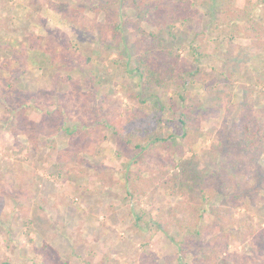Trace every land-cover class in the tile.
<instances>
[{
  "label": "rangeland",
  "instance_id": "374dc122",
  "mask_svg": "<svg viewBox=\"0 0 264 264\" xmlns=\"http://www.w3.org/2000/svg\"><path fill=\"white\" fill-rule=\"evenodd\" d=\"M117 1L0 0V264H264V248H259L264 247V156L260 179L239 181L233 190L247 192L233 212L238 226L220 247L197 241L188 255L179 245V205L187 202L150 181V172L180 175L189 168L205 177L221 171L226 157L215 140L225 118L237 125L251 114L252 130L264 131V32L262 47L251 51L254 35L244 32V23L232 29L222 1L156 0L163 23L147 27L144 38L152 43L154 33L179 55L183 68L201 70L209 79L191 80L185 89L173 82L163 89L142 88L135 67L143 49L135 39L124 34L115 40L109 29L93 32L106 21L103 5ZM68 12L75 26L61 15ZM256 13L264 27V5ZM134 16L127 9L121 15L123 21ZM31 44L41 51H32L28 61L23 54ZM70 76L80 83L76 92L66 81ZM224 92L232 94L229 112L221 110ZM179 94H187L185 103ZM29 98L34 108L25 116L46 127L53 120L41 118L42 112L58 111L63 100L69 120L59 112L54 120L82 130L76 141L84 143V174L59 172V153L73 152L64 134L53 136L56 148L42 140L34 150L19 133L17 112ZM181 113L194 116L204 130L184 147ZM148 125L150 133L143 131ZM156 135L164 141L147 148L142 162L131 167L148 186L136 178L140 191L131 197L135 184L127 187L118 154L130 150L128 141ZM222 200L217 194L212 207ZM208 208L202 217L190 213V222L202 228L214 223ZM145 215L162 219L161 227L148 217L139 222ZM218 221L228 228L226 215Z\"/></svg>",
  "mask_w": 264,
  "mask_h": 264
},
{
  "label": "trees",
  "instance_id": "16d2710c",
  "mask_svg": "<svg viewBox=\"0 0 264 264\" xmlns=\"http://www.w3.org/2000/svg\"><path fill=\"white\" fill-rule=\"evenodd\" d=\"M220 1H222L221 3L225 6L222 14L224 16L226 15L228 24L231 26L233 25L232 29L234 30V27H236L235 24L244 23V32L247 35H254V39L251 42L256 46H249V50L252 51L258 49L259 44L262 47L259 39L264 32V27L257 19L256 12L264 5V0ZM117 2L118 6L112 5L107 7L106 4L103 5L106 21L100 23L93 32L109 29L115 40H118L120 36H123L124 34H128L131 39H135V46L143 49L141 51L142 54L138 55L137 65L135 67L142 88L153 89L156 87L158 89H163L167 83L173 82L185 89L191 80H195L194 83H196V81L203 82L204 79H209L201 70L192 71L185 69V67L183 68L180 63L179 55L173 50L167 49L164 42L157 39L154 33L151 34V37L153 38L152 43L144 38L147 27H159L163 23V14L161 12L162 7L156 3V0H120ZM113 6H117V11L114 10ZM230 6L232 7L230 8ZM124 9L134 11L135 16L123 21L121 15ZM61 15L66 20H71L74 26L77 24L74 16L69 12L61 13ZM105 33L106 32L103 34ZM124 39L127 45L125 49L128 50V41L126 38ZM10 48H14L15 50L17 47L10 46ZM32 51L40 52L41 50L39 47L33 46L32 44L28 46V49L23 54L27 57L28 61L29 59H33L32 56L34 54H31ZM195 51L196 53H199L197 55H199L200 58L204 57L205 54L198 52L199 50L197 49H195ZM44 53L47 52L44 51ZM42 60L43 59L41 58L40 62L44 63ZM66 81L73 83L74 92L79 90L78 86L80 83L75 81L72 76L68 77ZM9 88L13 91V84H9ZM179 95V98L185 103L187 101V94ZM222 96L224 99L221 100V110L229 112L232 104V94L230 92H224L222 93ZM29 99L31 102L28 101L27 103L22 104L17 112V121L22 127V130H20L19 133L27 136L34 150L40 149L39 144H41L40 142L42 140L44 142L51 140V143L54 145L53 148H56L57 141H55L53 136L64 134L69 140L68 148H71L73 152L71 153L67 150L59 153L57 168L60 173L64 174H71L76 171H79L80 174H84L82 169L85 162V159L83 158L85 154L84 143L76 141V138L82 133V130L75 127H68L66 126V122L59 124L57 120H54L56 112H59L58 114L64 117L63 120H69V113L66 112L63 100L62 104L57 106L56 110L58 111L54 113L44 111L42 112V116L40 115L43 119H50V122L53 120V124L46 127L44 123H37L34 120H31L32 117L29 118L25 116L26 109L34 108L32 102L34 99ZM178 119L182 130L180 140L183 147L186 144L190 145L194 137L199 138L204 135V130L201 124L191 114L181 113ZM245 119L248 120L244 123L231 125L228 124L225 118L222 122L221 129H219L216 134V146L226 157L225 165L221 168V171H214L205 177L198 176L195 171H192L189 168L183 170L180 175H170L166 172L155 175L150 172V174H152L150 181L155 183L158 188H162L165 191L172 190L175 195L179 194L183 200L187 202V204L181 203L179 205V208L183 211L182 222L180 224L182 240L179 245H181V247L184 245V247H182L184 255H188L191 252L190 249L194 247L193 242L198 244L197 241L205 243L204 245L212 242L215 248L220 247V241L223 238H228V235L234 229L233 226H238L239 224V221L234 218L233 212L235 208H238L241 205L242 199L245 198L247 192L245 191L243 194L239 193V195H235L233 190L238 189V186L241 185L240 182H245L247 184L252 182L255 177L258 178L260 175V171L258 170V168H260V159L264 156V131L260 133L252 130L251 114L245 115ZM84 128L89 127L87 126ZM151 128L152 126L148 125L143 131L150 133ZM39 136L42 138H39ZM170 137L172 139L175 137L177 138L176 135ZM169 140L170 138L165 140L167 149L171 148L170 145H168ZM161 141H164V139H161L157 135L149 136L147 139L143 137L138 140V142L130 140L127 143L129 146L128 148L133 150V152L135 151V153L130 154V150L127 149L128 151L126 154H118V159L122 160L121 169L118 171H123L122 173H124L126 177L127 187H129L131 183L135 184L134 188L130 191L131 197H135L140 191L135 183L136 178L142 180V174H136L131 167L133 164H139L142 162L147 148L157 145ZM177 142L178 141L173 145H178ZM257 183H259V180H257ZM140 184L141 186H143V184H145L146 187L148 186L143 180ZM217 194H222L223 200L219 206L212 207V202ZM254 194L255 196H258V193ZM204 206L206 208L209 207L207 211L214 217V223H211L204 228L196 227L190 222L189 215L192 212H196L198 216L201 214L202 217V212L206 211L204 210ZM225 215L229 223L228 228L222 222L220 223L218 221L219 217L222 218ZM147 217L152 219L157 226L161 227L162 219L160 221L151 215L140 216L138 217V221L144 222ZM259 248L262 250L264 247ZM205 249L206 247H202V252H205ZM216 253L217 252H215V254ZM225 253L226 251L222 249L221 255Z\"/></svg>",
  "mask_w": 264,
  "mask_h": 264
}]
</instances>
